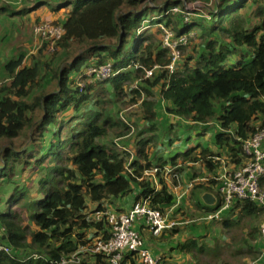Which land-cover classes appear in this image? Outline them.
<instances>
[{
	"label": "trees",
	"instance_id": "16d2710c",
	"mask_svg": "<svg viewBox=\"0 0 264 264\" xmlns=\"http://www.w3.org/2000/svg\"><path fill=\"white\" fill-rule=\"evenodd\" d=\"M28 1L14 0L20 10L13 14L26 16L43 6L68 13L63 36L51 56L44 57L53 65L32 58L22 66L24 52L11 53L2 64L0 79L7 81L0 86V245L9 253L0 251V264H61L72 256L75 262L66 264H106L93 248L110 231L105 221L90 218L88 202L91 213L105 212L107 204L135 194V203L147 199L150 209L165 213L175 203L166 170L172 178L191 163L207 172L217 170L222 153L211 146L223 150L225 161L236 168L246 160L243 141L256 128L264 129V0H221L209 20L197 16L201 19L187 21L167 12L179 1L163 7L158 4L164 0ZM8 9L0 3V13ZM147 11L156 13L150 20L155 32L148 34L142 25ZM162 29L174 41L186 38L185 45L176 47L179 61L172 71ZM192 29L199 30L194 38L188 37ZM106 65L112 74L96 77ZM91 69L93 79L87 77ZM127 102L142 110L133 134L125 120L110 112ZM212 122L219 129L211 143L186 146L191 143L183 133L191 128L188 123L205 127ZM109 134L117 139L109 141ZM173 144L179 149L164 155ZM27 170L37 176L34 193L13 180L16 171ZM204 185H199L203 191L211 190ZM258 185L264 192V175ZM24 215L34 230L23 225ZM222 216V228L231 233L246 220L264 217V202L234 198ZM262 229L257 227L260 235ZM168 232L176 233V227L162 234ZM249 239L237 256L258 254ZM197 248L195 241L188 244V251ZM197 252L206 254L201 264L218 262L216 246L202 243ZM127 259L136 260L128 253L120 264Z\"/></svg>",
	"mask_w": 264,
	"mask_h": 264
},
{
	"label": "built area",
	"instance_id": "2783aa9c",
	"mask_svg": "<svg viewBox=\"0 0 264 264\" xmlns=\"http://www.w3.org/2000/svg\"><path fill=\"white\" fill-rule=\"evenodd\" d=\"M195 6V1L186 0L184 4L170 8L167 12L170 11L175 14H182L186 17L190 14V9L193 8V10L196 11ZM208 6H211V1H209L208 5L206 4V7ZM205 15V13L201 14L200 17L204 18L206 17ZM160 28L162 27L160 26ZM162 30L163 44L170 49V53L172 52V63L167 66V69L172 71L176 64V62L174 63V52H177L176 47L178 45H185L186 39L180 37L174 41L172 40V33L170 31L166 29ZM34 34L41 40H52L54 45L57 40L63 36L64 30L62 25L44 23L35 26ZM98 70L96 77L100 75L102 79H106L112 73L110 65L103 66ZM149 73L150 72H147V75ZM92 74H95L94 69L88 72V75ZM263 141L264 129L257 128L255 132L242 143V154L243 157L246 158L243 164L235 168L229 174L223 170L222 174L216 178L217 190L223 200V204L215 214L207 217L208 219L219 218L223 212L228 210L234 198L240 200L250 199L260 204L264 202V192L260 190L258 185L260 177L264 175ZM144 175L147 176L148 172L145 171ZM170 212L171 211L160 213L157 210L150 209L147 199L134 203L131 208L124 213L106 212L104 221L110 231V237L106 241L98 239L93 248V253L101 254L106 264H120L124 255L128 253L132 254L139 264H160L159 259L153 257L150 250L144 246L143 238L139 232L135 230L134 225L142 221L152 237H159L164 231L175 228L180 224ZM262 233L264 234V229H262ZM0 251L9 253L8 248L1 245ZM72 262H75V257L73 256L66 261H62L61 264Z\"/></svg>",
	"mask_w": 264,
	"mask_h": 264
},
{
	"label": "rangeland",
	"instance_id": "374dc122",
	"mask_svg": "<svg viewBox=\"0 0 264 264\" xmlns=\"http://www.w3.org/2000/svg\"><path fill=\"white\" fill-rule=\"evenodd\" d=\"M194 1L196 2V6H195L196 11L193 10V8L190 9V14L186 16L188 17L186 21L190 20L191 18L197 19L199 18L197 17V15L201 16V14H204L205 11H207V9H213V6L211 8L206 7L208 0L207 1L194 0ZM1 2L7 3L11 1L10 0H0V3ZM26 2H29V1L26 0ZM64 9L65 8L60 9V10H64ZM201 10H203V12L199 13ZM52 12L53 10L49 11L47 8L42 9V10H39L38 8L37 11H35V14H32L28 17H24L23 19H19V17H16L15 22L13 23H10L7 20L6 21L1 20L0 21V41L2 43L0 45V64H2L3 59L4 60L7 59V52L15 53V54H18L19 52H24L23 54L25 55L28 54L29 58H34V59L37 58L40 60L43 58L44 62L48 61V60H45L44 57L48 59L54 50L53 49L54 46H52L53 45L52 40H41L39 37H37L34 34V28L35 26H38L44 23L60 24L58 22V19H59L58 14H60L61 12L58 14L56 13L51 14ZM155 15L156 13L147 11L146 16L144 17V20H142V25L144 26V29L148 28L146 29L147 34L151 32L152 33L155 32L156 28L154 25L151 24L152 22L150 21L155 18ZM207 18L208 16L205 17L204 19H207ZM195 32L199 34V30L197 31L196 29H192L188 37L194 38L196 36ZM181 37L185 38V36H181ZM195 43H199L198 40H194V44ZM108 44L111 45L112 43L108 42ZM174 53H175L174 63L175 62L177 63L179 61V56H177L176 51ZM65 55L66 53L60 54V58L64 59ZM30 62H32V60ZM48 62L50 63V65H53V62L51 61H48ZM1 75L2 73L0 70V76ZM87 77L93 79V77H90V75H88ZM6 81H7L6 79H3V81L0 79V86ZM75 81L78 82L79 80L75 78ZM86 82H91V80L87 79ZM82 84L83 83H81L80 85ZM52 88L53 87H50L48 90H52ZM154 91H155V95H154V100H155L157 97V89H154ZM110 112L112 116L114 117V119L116 115L117 117L116 119H121V121L123 122L125 120L131 126L130 133L135 132L137 128L135 127V125H137V121L140 119L141 114H142L140 105H134L129 102L123 105L116 104L115 107L110 108ZM169 120L172 124H175L177 122V120L175 121L172 118H169ZM183 124L185 125L186 123H183ZM187 126H192V125L188 123ZM183 133L191 135L189 129H184ZM108 138H109V141L115 139L111 134H109ZM121 139L124 140V138H121ZM201 141H204V139H201ZM117 142L119 143L120 140H117ZM176 146H177L176 144H173L170 147L166 146L164 148V155H167L170 151L172 152H174L175 150L177 151L179 148H175ZM182 148H184V146L180 147V149ZM189 166H190V169L187 170V173H193V171H196V168H194L195 164H190ZM36 177H37L36 174L32 170H27L24 174H20V175H18V171H16L15 176H13V180L17 182L18 187L20 188L25 187L27 189H30L31 192L34 193V191H36V186H35ZM179 180H180V183H182L181 179ZM191 182L192 181L185 183L184 190L186 192H188L193 187L194 185L193 182L191 184V187H189ZM184 211L186 212V215L185 214L180 215L181 217H185V219L187 220L192 219L194 221L193 223L199 222L197 224L206 225L208 227V230H205L204 228H200L201 231L210 233V237L200 239L201 243L208 245L212 249L214 247V242L216 241L218 242L219 247L222 250V252L220 251L221 255H219V264H259V263L264 262V258L263 260L260 261V254L264 250V237L257 232V227H260V229L264 227V217H262L259 220L255 219L256 221L253 219L250 222L249 220H246L245 222L242 223L240 229H234L230 233V232H227L224 228H222L219 222L218 223H214V222L207 223L208 221H205V220L203 221V219L200 218L202 214L193 213L191 212V209L189 210L184 209ZM176 213L173 214L174 218H178V216L176 217ZM23 225L25 227H28V230H34V226L29 221H27L25 215L23 217ZM147 233L149 235H146L143 238L153 239V237H151L148 231ZM248 237L250 238L249 240L252 246H254V251H256V254L257 253L258 254L254 258L251 254H242V255L237 256L236 250L238 249V246H244V240H247ZM163 238H168V235L164 236ZM233 238H235L234 241H233ZM223 240H225L224 243H223ZM205 255L206 254L204 253L203 256H204V259L206 260L207 258L205 257ZM188 258L191 259V257H188ZM210 264H218V262L213 261Z\"/></svg>",
	"mask_w": 264,
	"mask_h": 264
},
{
	"label": "crops",
	"instance_id": "0c3cea01",
	"mask_svg": "<svg viewBox=\"0 0 264 264\" xmlns=\"http://www.w3.org/2000/svg\"><path fill=\"white\" fill-rule=\"evenodd\" d=\"M10 1L11 2H7L5 4L8 5L9 8H11V9H8L9 10L8 12H1L0 13V21L1 20H3V21L7 20L10 23H13V22H15L16 17H19V19H23L24 17H28L32 14H35V11H37V10H35L33 12H30V13L26 14V16L25 15L24 16H22V15L17 16L16 14H13V12H16L17 10H20V9H16L19 7H16V5H14V0H10ZM53 1L56 2L55 0H50L51 3H54ZM166 1L167 0H164V2H166ZM178 1L180 2V0H178ZM203 1H207V0H203ZM209 1H211V6L210 7L208 6V8H211L212 6H213V8H215V3L220 2L221 0H208L207 5H208ZM184 2H186V0H183L180 4H184ZM162 4H158V5H162ZM13 8H15V9L13 10ZM46 8L49 11H51V9L47 6L40 7L39 10L46 9ZM53 8H56V7L53 6ZM210 10L211 9H207V11H205L208 18L204 19V20H209ZM10 12H12V13H10ZM200 12L202 13L203 10H201ZM54 13H56V14L60 13V14H58L59 15L58 22L60 23L59 25H62L63 21L65 20V18L67 16L68 9L65 8L64 10H59L56 12L53 11L51 14H54ZM51 16H53V15H51ZM15 34H14V36H15ZM1 43L2 42L0 41V45H1ZM10 56H11V53L7 52V58ZM31 60H32V58H29V55L26 54L22 63H21L22 66H24V65L26 66V65L30 64ZM4 62H5V60L3 59L2 64ZM2 64H0L1 73H2ZM189 124L192 125L191 128H189L191 135L190 134H187V135L188 136L190 135L189 137H190V141L192 144L190 143V145L189 144L186 145V142H184V144L180 145V147L186 145L189 148H191V147L194 148L197 146V145L194 146V144H196L198 142L208 141L209 143H211L213 132H215L216 130L219 129V127H218L219 125L217 122H212V123H210L209 126H205V127H201L200 125H195L194 123H189ZM201 130H203V131L201 132ZM197 134H199L201 137H199L198 139H195V135H197ZM201 139H204V141H201ZM132 143H133L132 141L129 142V144H132ZM263 146H264V141H263ZM134 148H135V146H134ZM210 148L215 153H217L218 151H220L222 153V156L219 157L220 159H218L220 162V167L217 170H215L213 172H207L204 169H201V167L198 164L191 163V164H195L194 168H196V171H193V173H187V170L190 169V166H189L190 164H188L187 166H181L182 173H181L180 177H177V179H174L171 176H168L167 173L169 172V170H166L165 175L167 177L166 176L164 177L165 182L167 184L168 190L171 192V194L175 198L174 205L171 208H169L168 211H171L170 213L172 214V216L174 213L177 212L176 217L178 216V218H176V219L180 222L179 226L176 227V233H169L168 232V233L161 234V236H159V237H153V239H151V238L144 239L143 237L146 235H149V234L147 233V229L143 225L142 221H139L134 225L135 230L138 231L139 234L143 238L144 246L150 250L153 257L159 259L160 264H201L200 261L203 262V260L200 258V256L201 257H204V256H203V254L198 253L197 250H198L199 246L202 244L200 242V239L210 237V233L209 232H203L200 230V228H204L205 230H208V227L206 225L197 224L199 222H196L195 224H193V227H191V225L194 221L192 219L187 220V219H185V217L180 216L183 214L186 215V212L184 211V209L185 210L191 209V212H193V213L202 214V216L200 218H202L203 221L204 220L208 221L207 223H211V222L218 223L219 222L220 226L222 227L221 221H222V217L224 215L223 216L220 215V217L218 219H211L210 220L207 218V217L215 214L216 210H218L217 208H219L221 206V205L218 206V202H219L221 196L217 190L216 178H218L222 174L223 170H224V172L229 174L236 167H235V165L228 163V161H225V158H227V157L225 156V153L223 152V150H217V148L214 146H211ZM128 149L130 151L131 147H129ZM179 179H181L182 183H180ZM189 179H191V180H189ZM189 181H192L194 185L188 192H186L184 190L185 183H187ZM192 182L190 183L189 187H191ZM201 184H205L204 186L210 187L211 190L210 191H203V188H201V186L199 187V185H201ZM184 192H185V194H184ZM205 193H210L211 195L214 196V198H215L214 205L208 206V205L203 204L201 198H202V195ZM134 195L133 196L130 195V196H127L125 198H120L119 200L114 201L113 204H107V206H106L107 208H106L105 212L91 213L93 211L94 207H93V205H91L88 202V212L90 213V218L96 222L100 221V220H102L104 222L106 211L107 212L111 211V212H115V213H124L125 211L129 210L131 208V206L135 203L134 202L135 201ZM198 202H201L204 205L200 209L195 207V204ZM221 202H222V199H221ZM116 209H119L121 211L116 212L115 211ZM168 211H166V212H168ZM167 235H168V238H163L164 236H167ZM177 237L179 238V240ZM191 241L197 242L198 248L195 250H192V251H188V244ZM224 242H225V240H223V243ZM215 246H216L217 250H219V255H221L222 250L219 247V244L217 241L214 242V247ZM238 248H239V246H238ZM261 255L262 256L264 255V250L261 253ZM188 257H191V259H189ZM218 262H219V259H218ZM125 264H139V262L135 259H133V260L127 259V263H125Z\"/></svg>",
	"mask_w": 264,
	"mask_h": 264
},
{
	"label": "water",
	"instance_id": "95a60500",
	"mask_svg": "<svg viewBox=\"0 0 264 264\" xmlns=\"http://www.w3.org/2000/svg\"><path fill=\"white\" fill-rule=\"evenodd\" d=\"M169 0H167L166 2H164L161 7L163 6H167V3H168ZM170 1H178V0H170ZM183 0H180V2H182ZM218 2L215 3V6H217ZM152 8H155L152 6ZM203 204L205 205H208V206H212L214 205L215 203V198L213 195H211L210 193H205L202 195V198H201Z\"/></svg>",
	"mask_w": 264,
	"mask_h": 264
},
{
	"label": "clouds",
	"instance_id": "9594fccd",
	"mask_svg": "<svg viewBox=\"0 0 264 264\" xmlns=\"http://www.w3.org/2000/svg\"><path fill=\"white\" fill-rule=\"evenodd\" d=\"M111 74H112V73H111ZM242 156H243V155H242ZM218 210H219V209H218ZM216 211H217V210H216ZM223 213H224V212H223ZM223 213H222V214H223ZM222 214H221V215H222ZM219 217H220V216H219ZM212 219H214V218H212ZM215 219H218V218H215ZM210 220H211V219H210ZM35 258H36V256L33 257V259H35Z\"/></svg>",
	"mask_w": 264,
	"mask_h": 264
}]
</instances>
